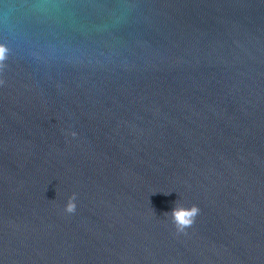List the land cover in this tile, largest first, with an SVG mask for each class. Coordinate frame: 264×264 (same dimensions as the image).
<instances>
[{
    "label": "water",
    "instance_id": "95a60500",
    "mask_svg": "<svg viewBox=\"0 0 264 264\" xmlns=\"http://www.w3.org/2000/svg\"><path fill=\"white\" fill-rule=\"evenodd\" d=\"M0 44V264H264V0H0Z\"/></svg>",
    "mask_w": 264,
    "mask_h": 264
},
{
    "label": "clouds",
    "instance_id": "9594fccd",
    "mask_svg": "<svg viewBox=\"0 0 264 264\" xmlns=\"http://www.w3.org/2000/svg\"><path fill=\"white\" fill-rule=\"evenodd\" d=\"M8 49L0 44V62L7 58ZM76 210V193L69 195L64 203L63 211L72 214ZM199 209L195 205L185 207L182 204L176 205L170 210L171 223L177 233H183L186 228L190 227L198 215Z\"/></svg>",
    "mask_w": 264,
    "mask_h": 264
}]
</instances>
